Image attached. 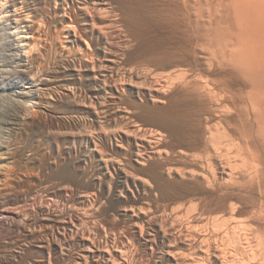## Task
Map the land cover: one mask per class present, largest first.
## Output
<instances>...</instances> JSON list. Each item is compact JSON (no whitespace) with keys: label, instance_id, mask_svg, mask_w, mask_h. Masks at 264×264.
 <instances>
[{"label":"bare ground","instance_id":"obj_1","mask_svg":"<svg viewBox=\"0 0 264 264\" xmlns=\"http://www.w3.org/2000/svg\"><path fill=\"white\" fill-rule=\"evenodd\" d=\"M0 182V264H264V0H0Z\"/></svg>","mask_w":264,"mask_h":264},{"label":"rangeland","instance_id":"obj_2","mask_svg":"<svg viewBox=\"0 0 264 264\" xmlns=\"http://www.w3.org/2000/svg\"><path fill=\"white\" fill-rule=\"evenodd\" d=\"M145 13H147V12H144V14ZM148 14V13H147ZM139 28L137 29V35L142 39L143 38V41H144V44L145 43H147V45L148 46H146V48H145V50H137V51H135L134 50V52H137V53H135V56H137V57H139L138 58V63H141V64H144V65H148V66H152L153 67V65H155V64H157V63H160V61H162V60H160V59H163L164 58V56H163V58H162V56L161 55H163V54H166V52H168V51H171L172 49H171V47H173V45H169L168 47H165V45H163V46H161L159 43H157L158 42V38H156V37H152V36H150L149 34H148V31H149V27H148V25L146 24V23H144V22H139V25H137ZM145 26V27H144ZM144 27V28H143ZM148 28V29H147ZM141 30V31H140ZM143 31H144V33H143ZM146 31V32H145ZM140 32V33H139ZM145 33H146V35H145ZM140 34V35H139ZM144 35V36H143ZM152 35V34H151ZM149 36V37H148ZM147 38V39H146ZM149 39V40H148ZM154 39H156V41L154 40ZM158 39V40H157ZM145 40H148V41H146L145 42ZM159 44V45H158ZM146 45V44H145ZM152 45V46H151ZM167 46V45H166ZM150 49H151V51H150ZM166 49V50H165ZM150 51V52H149ZM143 52V53H142ZM165 52V53H164ZM141 53V54H140ZM149 54V55H148ZM158 55V56H157ZM146 56V57H145ZM160 57V58H159ZM148 58V59H147ZM155 58V59H154ZM140 59V60H139ZM143 59V60H142ZM151 59V60H150ZM148 60V61H147ZM140 61V62H139ZM143 61V62H142ZM151 61V62H150ZM156 61H159V62H156ZM154 62V63H153ZM151 63V64H150ZM154 68V67H153ZM159 72V71H158ZM179 106V105H178ZM177 107V106H176ZM180 107V106H179ZM178 108H176V112H177V114L180 112L181 113V115L182 116H189L188 114L189 113H191V109L189 108V110H190V112L187 114V112H186V108H179V111L177 110ZM181 109V110H180ZM188 109V108H187ZM189 110H187V111H189ZM183 111V112H182ZM185 113L187 114V115H185ZM146 114H148V115H152V114H150V113H148V112H146ZM180 115V114H179ZM153 116V115H152ZM19 174V171H16V170H14V173H13V175L14 174ZM16 174V175H17ZM4 181H2V183H3ZM1 182H0V187L3 185ZM4 187L5 186H3V189H4ZM2 191H4V190H2ZM5 191H8V189H7V187H5ZM34 196V197H33ZM32 197L30 196L29 197V199L31 200V198L33 199V198H35L36 199V202H34L35 200L33 199V201L31 200V201H29V199H28V202L27 203H29V205H31V206H33L31 203H37V201H39V200H41V198H39L40 196L38 195H36V197H38V200H37V198L35 197V195H33ZM40 202V201H39ZM208 202V205L210 206V209H209V212H210V215H211V217H214V215L216 216V212L213 210V206H214V201H212V200H209V201H207ZM212 210V211H211Z\"/></svg>","mask_w":264,"mask_h":264}]
</instances>
